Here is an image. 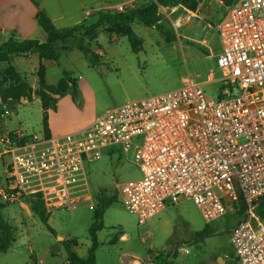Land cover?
Listing matches in <instances>:
<instances>
[{
    "label": "built area",
    "instance_id": "2783aa9c",
    "mask_svg": "<svg viewBox=\"0 0 264 264\" xmlns=\"http://www.w3.org/2000/svg\"><path fill=\"white\" fill-rule=\"evenodd\" d=\"M139 3L113 9L121 13ZM226 12L225 22L206 25L215 30L220 52L201 56L223 71L216 100L184 74L180 88L127 101L73 133L8 132L0 136L2 156L10 158L0 202L29 206V199H39L48 214L93 211L85 167L118 147L140 174L118 190L139 226L182 200H190L207 225L242 205L230 245L239 264H264V221L257 213L264 201V0H237ZM9 115L4 109L1 120ZM154 256L143 264H155Z\"/></svg>",
    "mask_w": 264,
    "mask_h": 264
},
{
    "label": "rangeland",
    "instance_id": "374dc122",
    "mask_svg": "<svg viewBox=\"0 0 264 264\" xmlns=\"http://www.w3.org/2000/svg\"><path fill=\"white\" fill-rule=\"evenodd\" d=\"M200 5L202 28L207 24L215 27L219 22L227 20L226 9L220 0H203ZM165 15L161 13V25L168 31L173 26L163 19ZM130 28L142 39V45L136 53L132 51L126 37L113 34L107 26L100 28L95 39L89 40L81 35L78 37L89 44L91 52L100 56L94 66L78 50L77 39L58 43L56 52L59 59L46 66V83L58 86L63 79V72H68L76 82L78 95L75 99L70 94L52 97L50 106L57 104L58 107L51 118L53 133L64 135L76 132L90 125L96 117L127 101L178 89L182 85L180 75L187 72L196 76L194 82L197 84L207 82L208 78L204 75L208 72H212L211 77L215 81L223 77L221 69L216 66L213 68L215 61L189 60L185 64L181 59L173 58L168 51L170 42L154 27L133 22ZM41 33L45 42V35ZM213 33V29L206 28L202 31V39L209 34V41ZM1 39L4 40V37ZM32 55L29 53L11 60L14 68L30 84L32 100L20 102L13 110L1 102L0 121L4 109L10 115L4 118L0 130L11 129L40 138L43 136V108L35 94L38 91L36 74L39 59ZM5 68V65H0V70ZM67 84L71 89L72 85L69 82ZM220 88L221 83L202 86L206 95L213 100L219 97ZM4 135L6 132L0 131V136ZM3 150L0 143V152ZM9 163V156H1L0 188L4 186ZM85 171L95 205L97 197L102 194L106 197L114 196L113 203L103 213V227L96 235L99 244L95 249V264H125L126 256L143 264L149 257L159 253L169 255L170 264H222V257L217 252H227L230 248L229 233L233 222L229 220L233 214L207 225L195 205L190 200H182L161 216L139 226L136 217L123 207L118 191L122 183L140 177L138 168L125 158L122 151L118 147L105 150L100 160L86 165ZM93 213L86 208L56 210L49 214L48 225L53 230L51 233L31 213L28 205H8L2 211V216L13 228L15 242L6 252L0 253V264H29L32 259H36L37 264H68L64 247L68 241L76 242V254L85 257L92 244L89 228ZM226 222L231 223L225 227ZM206 226L214 229L215 234L200 243L192 242L194 233L202 231ZM180 248L187 249L188 253L178 252ZM229 255L232 258V253ZM229 264L237 263L231 260Z\"/></svg>",
    "mask_w": 264,
    "mask_h": 264
},
{
    "label": "trees",
    "instance_id": "16d2710c",
    "mask_svg": "<svg viewBox=\"0 0 264 264\" xmlns=\"http://www.w3.org/2000/svg\"><path fill=\"white\" fill-rule=\"evenodd\" d=\"M203 0H147L139 3L133 9H126L123 12L100 10L88 17L80 25H76L68 28H57L48 16L39 9L38 4L31 0L34 6L37 8L35 14V20L46 36V41L41 43L35 39L16 40L13 37H9L0 45V65H5V70H0V99L2 104L8 105L12 110L20 103L21 99L27 101L32 100L33 90L22 77V75L11 64V60L14 57L25 56L29 53L37 55L40 60V65L36 74L38 91H35L37 97H39L43 108V133L49 137L48 129V111L55 110L56 105L52 102V97L70 94L73 99L78 95V87L74 79H72L68 72H63V79L58 86L48 85L46 83V69L42 61L57 62L59 56L56 52L58 43H63L68 40L77 39L79 51L83 54L85 59L91 64L95 65L100 58L94 52H91L89 44L86 41L78 39L83 36L91 40L98 36L99 30L103 26H107L113 34L123 35L126 37L132 47V51L136 52L137 48L142 45V39L139 38L130 28V24L133 22H139L142 25L154 27L166 41L174 40V36L171 35L161 25V8H173L181 6L189 11L195 12L198 6ZM237 0H220L224 7L233 5ZM122 28L123 30H118ZM115 29V30H113ZM67 82L72 85L70 89ZM13 136V135H12ZM114 201V196L106 197L104 194L100 195L96 199V205L94 208L92 224L89 228L92 244L87 250L85 257H79L75 249L78 246L76 242H66L64 247L68 256L69 264H95V249L98 247L97 232L103 227L102 217L104 211L110 207ZM29 208L34 216L39 218L41 223L46 226L49 232L53 233V230L48 225L49 214L44 210L39 199H29ZM8 204L0 202V253L6 252L15 242V236L13 228L4 220L2 211L6 209ZM241 209L230 217L234 227L240 220L244 213L243 206ZM258 215L264 221V201L259 204L257 209ZM231 215V214H230ZM231 222H226V225ZM231 227V229H232ZM230 229V230H231ZM215 234V230L206 226L202 231L195 233L193 240L201 242L206 238H211ZM169 255L162 253L157 254L152 259L155 264H170L168 260ZM238 262V261H236Z\"/></svg>",
    "mask_w": 264,
    "mask_h": 264
},
{
    "label": "crops",
    "instance_id": "0c3cea01",
    "mask_svg": "<svg viewBox=\"0 0 264 264\" xmlns=\"http://www.w3.org/2000/svg\"><path fill=\"white\" fill-rule=\"evenodd\" d=\"M34 1L38 4L39 9L42 10L48 16V18L57 28H68V27L80 25L85 20H87L88 17H90L92 14H94L97 11L111 10L113 9L114 6L131 0H34ZM144 1L147 0H138V2L140 3ZM201 8L202 5H200L197 11L195 12L189 11L181 6L168 8V9L166 8L160 9L162 14L166 13L163 19L168 21L170 23V26H173L172 29L171 28L168 29V32L174 36V40L172 42L168 41L171 44L168 51L173 58L181 59V62L185 64L189 60L201 61L202 60L201 56L203 54L209 55V51H211L212 54L214 55H217L220 52V48H221L220 41L215 33V30L213 29L214 27L210 28L214 30V33L213 36L210 37L209 41L207 40L209 34H207L205 38L202 39L201 36L202 31H205L207 27L203 26L202 28V16L200 15L202 12ZM226 8L227 7H225V9ZM36 11L37 8L34 6L31 0H0V45L4 41H6L9 37H13L16 40L35 39L43 43L44 40H42L43 37H42L41 29L39 28L35 20ZM185 17H188V19H186ZM162 22L161 24H163ZM220 23L222 22H219L218 24ZM1 37H4V40H2ZM45 41H46V36H45ZM203 41L206 43L207 47L204 44H202ZM32 56L37 57V55L35 54H33ZM203 61H210V60H203ZM52 62L53 61H42L41 64H43L46 69V66L48 64H52ZM39 65H40V60H39ZM39 65H37V68L39 67ZM211 73L209 74L208 72L207 74L204 75L205 77L208 78V80L204 84L202 83L199 84L201 87L205 84L220 83L219 82L220 79L216 81L212 79ZM185 74L188 75L194 82L196 76H193L188 72ZM183 78H184V74L180 75L181 84ZM20 102L24 103L26 102V100L21 99ZM0 104H1V99H0ZM57 110L58 107L56 104V109L54 111L53 110L48 111L47 123H48L49 135H55V136L58 135L57 133H53L52 121H51V118L54 116ZM0 125H4V120L0 121ZM0 131L2 132L5 131L6 134L8 132L21 133V131H14L11 129L10 130L3 129ZM43 135L45 134L43 133ZM2 154L3 151L0 152V158ZM163 213H161L157 217L161 216ZM121 238L125 239V236H122ZM191 241L193 242L194 240L192 239ZM229 245H230V239H229ZM229 253H232V258L230 257ZM217 255L222 257L221 258L223 260L222 264H229L231 260L237 261L231 245L227 252L219 250V252H217ZM124 260H126V262L124 261L125 264H136L135 258L131 256H126ZM236 263L239 264L238 262Z\"/></svg>",
    "mask_w": 264,
    "mask_h": 264
}]
</instances>
